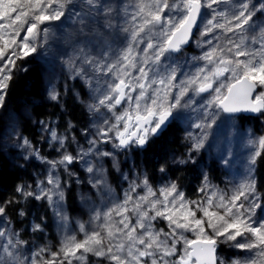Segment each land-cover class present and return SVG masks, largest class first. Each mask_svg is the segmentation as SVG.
Listing matches in <instances>:
<instances>
[{
  "label": "snow or ice",
  "instance_id": "6c2138e0",
  "mask_svg": "<svg viewBox=\"0 0 264 264\" xmlns=\"http://www.w3.org/2000/svg\"><path fill=\"white\" fill-rule=\"evenodd\" d=\"M205 9L211 12L202 11ZM97 17L103 18L102 26L106 29L116 28L118 17L123 19L124 25L118 31L126 34L125 46L114 52L105 39L98 55H92L91 46L96 41H77L69 66L72 78L79 76L92 93L95 103L88 105L89 111L99 112L103 107L113 114L114 122L107 130L98 128L97 137H108V132H114L119 141L113 144L114 148L143 147L187 112L189 118L196 114L190 126L200 131L189 132L187 138L193 141V149L199 151L221 114H229V120L245 112L264 116V0H129L119 5L104 0H0V20L7 21L0 24V61H4L0 65V109L5 107L16 61L36 53L38 41H47L51 22L78 23V32L83 36L87 22H97ZM194 29L201 36L219 30V35L212 36L218 42L200 57H192L193 61L205 63L198 64L195 71L181 72L178 80L182 67L179 56L184 46L190 41L198 47L212 44V40H196ZM22 32L26 33L23 37ZM49 96L56 100L59 93L52 87ZM121 105L123 108L117 113V106ZM103 123H109L106 117ZM16 138L20 139L18 132ZM64 139L55 130L51 132V140L58 141L61 148ZM88 143L86 151L79 149L75 156L65 151L54 161L31 153L50 165L46 182L51 187H41L45 181H38L39 192L23 185L16 189L24 198L47 200L62 226L68 218L62 211L64 191L59 176L53 175L58 166L67 171V165L83 160L86 171L92 174V187L111 194L102 160L97 166L91 157H112L115 166L114 153L99 150L97 139ZM25 146L31 148L26 137L21 144ZM248 146L247 175L233 186L230 194L213 191L200 204L186 201L176 184L170 183L160 190L163 199L153 200L150 198L156 193L145 176L141 183L146 186V195L133 201L125 193L123 202L103 214L94 209L92 222L100 221L99 230L86 231L80 224L83 239L65 234L56 252L44 246L32 258L21 255L27 241L20 239L18 232L0 228V237L5 241L0 244V264H72L73 260H86L88 253L114 264H264V215L257 216V210L264 213V207L253 175L256 159L264 153V136L249 139ZM226 155L222 153L221 159L227 165ZM204 179L207 180L206 175ZM205 187L200 191H205ZM197 210L203 213L202 217L197 218ZM130 211L136 217L134 224L128 215ZM113 213L121 217L118 222L113 221ZM4 215L5 207L0 206V217ZM157 218L167 220L170 231L156 229L152 221ZM32 230L42 228L36 224ZM185 233H193L195 238ZM229 242H233L230 247L248 255L226 261L217 249L220 243ZM46 252L50 254L48 259H36Z\"/></svg>",
  "mask_w": 264,
  "mask_h": 264
},
{
  "label": "rangeland",
  "instance_id": "374dc122",
  "mask_svg": "<svg viewBox=\"0 0 264 264\" xmlns=\"http://www.w3.org/2000/svg\"><path fill=\"white\" fill-rule=\"evenodd\" d=\"M104 2H111L119 5L124 2H129V0H104ZM213 7L215 8L217 6L214 5ZM204 11H208L209 13L211 12V10L207 9H205ZM12 15L14 17L16 13H13ZM102 19V17H97V22H92L91 20H89L84 29L85 34L91 35L96 31H99V29H105L102 26ZM6 22L7 21L0 20V24ZM116 22L118 23L117 27L111 33H109V35L100 34L101 44L103 45V40L106 39L109 43L112 44L114 52L115 50L123 48L126 43V34L118 31V28L124 25V21L123 19L118 17L115 23ZM51 24L53 25V27L49 33L47 41L43 42L42 44L39 41L37 42L38 47L36 53H33L27 58L22 59L23 61H25L24 65H22L19 60H17L16 69L13 71V75L15 74L16 76L22 71L20 69L27 68L29 59L34 57L37 58L38 61H42L44 66V70L41 69L40 72H42V85L44 94L46 95V99L53 100L49 96L50 88L54 87L55 90L59 93V83L62 82V85L64 86L63 90L72 92L75 98H77V100L88 110V112L90 113V121L84 128H81L78 131H74L70 124L66 123V119L65 121L62 120L61 125L63 126L64 124L66 128L69 129V131L67 132V134L60 133L57 130V124H59V119L57 117L51 116L48 120L38 122L31 116V109H29V107L31 106L29 105V103L25 102V104H23L24 107L16 108L12 105L11 102H9L10 100L8 101L6 99L5 107L3 109H0V116H4V119L6 121L0 141L2 149H5L8 151V153H13L15 155L23 157L27 156L28 162L31 160H35L39 164V181H45V184L41 185V187H51V185H47L46 182V177L48 176L50 165L46 161L38 159L37 155L31 153H38V155H40L44 146H46L48 149H50L51 147H55V152L53 153V155L47 157L48 161H54L59 160L65 151L72 154L73 156L77 155L79 149H84L86 151L89 148L88 141L97 139L99 150L114 153L115 166H113L114 161L112 157H91V159L94 163H96L97 166H100L102 160V166L106 170L105 178L107 181V185L111 190L110 195L103 190L98 192L96 188L92 187V184L89 183L92 174L86 171L87 165L83 160L74 161L71 165H67V171H65L64 167L61 166H58V169L53 171V175L58 174L61 187L64 191L62 211L68 218L66 225L62 226V222L55 215L57 231L55 240H51L47 237L46 234L42 232L37 233V231H33L31 235L23 239L21 237L22 235H20L19 233V230L6 228L5 223L9 220V218L5 211V215L3 217H0V228L8 229L12 232H18L20 239L27 241V245L23 246L21 255H26L29 258H32L34 252L38 251L44 246H48L52 252H56L61 247V241L63 240L65 234H75L77 240L83 239L84 233L79 230L80 224H83L85 226L86 231H91L93 229L99 230L98 225L100 221L92 222L94 209H98L103 214L115 204L123 202L125 199V193H129L133 201H136L139 196L146 195V186L141 183L145 176L148 179V185L156 193V195L154 197H151L150 199L162 200L163 196L161 195L160 190L170 183H175L177 189L183 193L186 201H193L200 204L206 202L213 191H216L218 193L224 192L230 194L233 186L245 178V176L247 175V166L245 164V161L248 159L249 154L248 141L249 139H258L260 136H264V117L260 118L258 127H256L252 117H248V119L243 121L240 116H236L235 119L229 120L227 118L229 115H226L225 113L221 114L220 118L217 120V124L213 125L212 129L209 131L208 140L206 141L204 147L199 149V151L193 149V141L187 138L189 132L197 133L200 131L199 129H195L194 127L190 126L192 122L196 120V114L192 113L191 117L189 118V115L186 112L184 114V117L177 120L180 123L179 126L184 129L185 144L183 149L184 151L174 157L172 165L179 164L181 163V161H184L183 164H198V174L195 173V178L191 182V190L196 188L195 194L188 193L186 191V188L181 186L179 178H175L173 176L165 174L167 172H161L160 169L163 166H159L158 170L160 172L156 174V177L154 178H152L153 176H148V173L144 170L145 168H141L139 171H137L136 165L131 168L132 172L130 171V169H125L124 163L127 159L126 155H128L127 160L131 161V158H134L132 155H135L136 150H140L142 147L133 145L131 146V149L126 150L114 148L113 144H118L119 141L114 138V132L111 131L108 132V137H97V129L103 127L105 130H107L109 125L114 122V116L111 112H108L103 107L100 108L99 112L89 111L88 105L90 103H95L92 93L84 80H82L79 76L73 79L72 72H70L72 70L69 66V58L74 55V44L82 37L78 32L80 25L78 23H70L66 20H64L63 22L54 21L51 22ZM25 34L26 33L22 32L21 37H23V35ZM219 34V30H217L215 33H210L208 36H201L198 31L196 32V40L200 42L212 40V44H203L202 47H198L196 43L192 42L190 47L183 48V54L179 56L180 64L182 67L178 70V80L180 79L181 72L195 71V67L198 64L202 65L205 63L204 61H193L192 57H200L203 52L209 50L212 45L218 42L212 39V36ZM66 35V39L63 40ZM80 41H88V37ZM140 47H143V45H140ZM101 50L98 51L91 49V54L98 55ZM5 60H7V56L5 57ZM3 63L4 61H0V65H2ZM64 64L70 70L65 76L63 69ZM76 64L79 65L78 60L76 61ZM89 75L92 74L90 73ZM108 75L111 76L112 74L109 73ZM79 86L83 87L84 94L81 93ZM133 95H135V93H133ZM56 100L60 101V107L64 106V100L61 98V92L58 99ZM122 108L123 105H121L120 107L117 106L116 112L118 113ZM101 113H103V116H101ZM26 117L32 118L40 125L37 132L38 142L36 144L33 143L30 137L22 131V124L25 123ZM105 117L109 121L108 124L103 123V119ZM32 125L35 127L33 123ZM53 130H55L58 137L65 138L64 148L60 147L58 141L51 140V132ZM17 132L20 136V139L16 138ZM25 137L31 142V148L26 146L21 147L22 139ZM105 140L107 142H104ZM225 152L227 153L225 158L229 161L227 165L221 159V154ZM216 158H218V161ZM257 159L253 173L255 180ZM211 164H217L221 169V179L217 180L213 178V176L211 175L212 172L210 170ZM111 168H113L118 174L119 184L114 183V181L112 180ZM163 168L165 169V167ZM69 173H73L74 175H69ZM62 174H65L66 176H69L71 179H73L75 183V189H77L80 208L74 213H71L69 211L68 205L66 203V195L68 191V187H66V184H68V181L66 178H62ZM205 175L207 176V180L204 179ZM125 177L127 178L125 179ZM77 181H79V183H77ZM124 181H127V183L124 184ZM132 182H134V184ZM130 185H132V187H130ZM201 187H205V191H200ZM256 187L257 191L261 193L262 207H264V192L258 188L257 184ZM37 192H39V188H37ZM0 206L4 205L0 204ZM128 207L131 208L132 204H129ZM147 207L148 205H145V208ZM193 209L196 210L195 204H193ZM128 215L132 218L134 224L136 220L135 215L131 211L128 213ZM150 215H154V213L150 212ZM196 215L197 218H200L203 216V213L197 210ZM262 215H264V213H261V211L258 209L257 216ZM120 219V216L113 213L114 222H118ZM152 224L156 229L162 228L165 232L170 231L168 227V221L162 218H157L155 221H152ZM210 231L211 230L209 229V232ZM103 234L104 233H102V235ZM185 234L189 238H195L193 233ZM5 235H7V232L5 233ZM220 239L223 240V237H221ZM4 242V239L0 237V244H3ZM231 243L233 242H229L227 244L221 243L226 247V250L219 252V256H222L227 261L230 259L241 258L248 255L246 251L230 247L229 245ZM49 255L50 254L46 252L42 255V257H36V259H48ZM88 256H93L94 259H104V257H97L92 255L91 253L86 254V257ZM87 263V258L84 261H72V264ZM25 264H27V262H25Z\"/></svg>",
  "mask_w": 264,
  "mask_h": 264
},
{
  "label": "trees",
  "instance_id": "16d2710c",
  "mask_svg": "<svg viewBox=\"0 0 264 264\" xmlns=\"http://www.w3.org/2000/svg\"><path fill=\"white\" fill-rule=\"evenodd\" d=\"M118 24L117 22L115 23ZM113 29H102L96 31L91 35H83L80 40H84L88 37V40L96 41V44L91 46V49L101 50L103 45L100 41V33L103 35H109ZM68 35V34H67ZM67 35L63 38L66 39ZM19 62L24 65L25 61L19 60ZM63 63V62H61ZM44 70L42 61H38L37 58L29 59L27 63V71H21L15 76L13 75L12 81L9 82V88L7 89L6 99L12 103L16 108L24 107L23 104L29 103L31 107V116L36 119V121H45L49 117L55 116L59 119V124H57V130L60 133L67 134L68 128L61 121H65L70 124L74 131H78L84 128L86 124L90 121V113L88 110L75 98L72 92L64 91V86L62 82L59 83V91L61 92V98L64 100V106L60 107L59 100H48L43 91V81L42 72ZM64 76L70 71L66 65L63 66ZM72 72V71H70ZM63 76V77H64ZM80 91L84 94L83 87L79 86ZM59 92V94H60ZM68 93V94H64ZM244 121L248 119L249 116L244 114L239 115ZM252 117L255 126L258 127V122L261 117L264 116H250ZM4 116H0V141L2 137L3 129L5 128ZM35 125V127L32 125ZM179 122L174 120L171 123V128L165 131L163 134L157 136L154 142H150L144 149L145 158H141L139 155V150H136V154L131 155V161H128V155H126L125 169H130L137 166V171L141 168L148 173V176L154 178L155 175L160 171L159 166L165 167V174L179 178L181 186L186 188L188 193H194L196 188L191 190L192 181L195 178V173L198 174V164H175L172 165L174 157L181 154L184 151V129L179 126ZM39 123L35 122L32 118H25V123L22 124V131L30 137L33 143H37V132L39 128ZM55 152V147L48 149L46 146L42 149L39 157H49ZM39 159V158H38ZM218 161V158H216ZM42 160V159H41ZM180 169V170H179ZM212 176L214 179H221L222 171L217 164H211L210 168ZM39 164L35 160L28 162V158L25 159L23 156L15 155L13 153H8L7 150L2 149L0 143V204L5 207L6 214L9 220L6 221V228L12 230H19L20 235L23 239L33 233V227L39 224L42 231H37V233H44L51 240H55L56 237V216L52 207L49 206L47 200H37L32 197L24 198L20 193L16 191L18 185H23L26 188L30 186L31 191L37 192V184L39 181ZM180 173H178V172ZM132 172V171H131ZM130 172V173H131ZM112 180L114 183L119 184L118 174L113 168H111ZM62 178H66L68 184L66 203L68 209L71 213L79 210L80 205L78 201L77 189H75V183L73 179L65 174H62ZM127 181H124L126 184ZM256 184L260 190L264 192V153L261 154L257 159V170H256ZM191 190V191H190ZM11 202V203H9ZM23 212L24 215L21 216L20 213ZM226 247L223 244H219L218 251H225ZM87 264H114V262L104 259H94L93 256H88Z\"/></svg>",
  "mask_w": 264,
  "mask_h": 264
},
{
  "label": "flooded vegetation",
  "instance_id": "af4514ba",
  "mask_svg": "<svg viewBox=\"0 0 264 264\" xmlns=\"http://www.w3.org/2000/svg\"><path fill=\"white\" fill-rule=\"evenodd\" d=\"M170 128H171V123L169 124V126H168L167 128L164 129V131H163L162 133H159L158 135L163 134L165 131H168ZM156 139H157V135H156V136H153V137L150 139V142H154ZM150 142H149V143H150ZM149 143H148V144H149ZM146 145H147V144H146ZM146 145H144V146H146ZM141 153H142L143 155L146 154V152H144V151H141ZM141 158H145V156H142Z\"/></svg>",
  "mask_w": 264,
  "mask_h": 264
},
{
  "label": "water",
  "instance_id": "95a60500",
  "mask_svg": "<svg viewBox=\"0 0 264 264\" xmlns=\"http://www.w3.org/2000/svg\"><path fill=\"white\" fill-rule=\"evenodd\" d=\"M202 11H204V10H202ZM196 29H194V34L196 33ZM191 43V41L189 42V44ZM189 44H187V45H185V47L186 46H188ZM253 96H255V93H253ZM240 114V113H239ZM245 114H253V115H257V114H259V113H248V112H245ZM236 115V114H235ZM169 125V124H168Z\"/></svg>",
  "mask_w": 264,
  "mask_h": 264
}]
</instances>
